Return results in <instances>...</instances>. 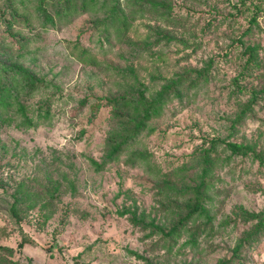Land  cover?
<instances>
[{
    "label": "rangeland",
    "instance_id": "1",
    "mask_svg": "<svg viewBox=\"0 0 264 264\" xmlns=\"http://www.w3.org/2000/svg\"><path fill=\"white\" fill-rule=\"evenodd\" d=\"M85 1L83 12L61 17L48 5L52 24L37 16L34 0H11L19 16L0 0V61L44 79L0 110L8 119L0 123V257L4 264H147L132 252L151 264L231 258L257 223L251 214L264 211V166L225 145L264 155V0ZM112 2L125 24L105 20ZM134 75L148 99L173 82L181 95L171 92L134 142L97 169L91 159L104 161L122 125L112 100L142 88ZM17 103L36 121L40 109L49 116L17 126ZM212 139L222 141L206 163ZM202 181L204 212L179 223ZM133 217L165 231L179 226L163 236ZM230 264H264V229Z\"/></svg>",
    "mask_w": 264,
    "mask_h": 264
},
{
    "label": "trees",
    "instance_id": "2",
    "mask_svg": "<svg viewBox=\"0 0 264 264\" xmlns=\"http://www.w3.org/2000/svg\"><path fill=\"white\" fill-rule=\"evenodd\" d=\"M7 5L10 6V12L13 16H19L21 14L18 13L15 6L12 5L11 0H5ZM115 1V0H112ZM140 4L150 3L154 7H158L160 3L154 1L147 0H134ZM34 8L37 13V16L41 17L44 22L54 23V16L49 13L47 6L51 5L53 14L55 17H61L64 14L70 13L72 11H81L83 12L86 1L81 0L80 3L77 0H34ZM120 16H119V15ZM124 14L121 9L117 6L116 3L112 2L111 5L107 7V18L105 20H111L113 17H117L118 19L123 18V24H125ZM254 20V19H251ZM170 37H167V39ZM168 39V40H169ZM249 52V57L247 60L249 62L252 60L254 56L253 48L247 47ZM129 71H134L132 66H129ZM205 69H193L196 71L197 76H201L202 72ZM134 79L136 82L142 87L141 89H137L135 95L130 97H120L113 99L111 104L117 108L113 116L117 119L122 120L121 127L113 130L111 132L110 141H108V149L105 155V159L102 163H98L94 159H91V163L96 166L97 169L101 168L103 164L107 161L113 160L125 147H127L130 143L134 142L136 136L146 127V122L153 116L157 115L162 107V104L165 101V98L169 96L171 92H174L177 95H181L179 91H177L175 85L176 83L167 84L162 91H159L156 96L152 99L146 98L144 92L146 90L145 84L138 80L136 75H134ZM196 82V79L193 78L190 81V86ZM41 84H44V79L36 75L34 72L29 70L27 67H22L13 61H0V110L7 109L12 104V99H18V96L21 92H23L26 96H31ZM17 111L22 116V121L17 124V126H24L25 128L35 127L39 119H45L49 116L48 108H45L42 111L39 110L37 114L38 120L36 121L33 117L27 114L26 106L22 103H17ZM132 106L128 109L129 106ZM122 106V107H121ZM120 108L127 109L126 112L120 111ZM119 109V110H118ZM122 110V109H121ZM1 112V111H0ZM1 118V116H0ZM8 122L7 118H1L0 123L3 124ZM221 139H212L210 141V147L208 151H205L204 160L206 163L210 162V158L208 156V152L211 148L219 142ZM226 148L230 149L233 154H243L246 155L251 153V155L259 161L261 165L264 166V155L261 152H256L254 148L250 145H244L242 143L236 142H226ZM206 173V169L204 170ZM169 188L177 189L172 183L165 181L164 182ZM204 186V182L202 181L192 189H194L195 197L193 199V203L189 206V211L180 218L179 223H183L185 220L193 216L195 213H203L204 207L200 203L201 200V189ZM56 189V187H54ZM18 198L15 199L17 201ZM15 206L12 205V211L14 214ZM254 216L258 218L256 225L250 230L247 235L241 239L233 248L232 257H237L239 249L243 247L246 242H250L252 238L260 231L264 229V211L262 213L251 214V217ZM209 219V217H208ZM133 221L138 224H143L145 227H152L153 230L159 231L163 236H170L178 229L179 225L173 226L170 230H164L160 225L155 224L153 221L149 223H145L143 219H137L133 217ZM192 242H194V238L192 237ZM22 242L20 246H22ZM2 249L5 251L12 253L13 249L11 247L2 246ZM134 256L138 259L144 260L147 264H151L150 261L143 255H140L136 252H132ZM231 257V258H232ZM231 258L228 259H219V264H230ZM0 264H4V260L0 257ZM33 264V263H32Z\"/></svg>",
    "mask_w": 264,
    "mask_h": 264
}]
</instances>
